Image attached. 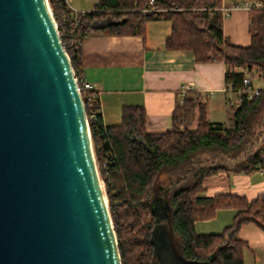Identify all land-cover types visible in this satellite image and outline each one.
Instances as JSON below:
<instances>
[{"label": "trees", "instance_id": "trees-1", "mask_svg": "<svg viewBox=\"0 0 264 264\" xmlns=\"http://www.w3.org/2000/svg\"><path fill=\"white\" fill-rule=\"evenodd\" d=\"M47 1L77 78L87 34H143L146 21L162 18L171 22L165 48L190 50L196 62H222L226 87L242 86L236 67H256L264 80V6L251 9L250 44L237 46L223 35L221 11L214 9L221 0H99L76 24L64 17V0ZM80 92L122 264L152 260L151 199L161 178L171 187L170 226L178 254L189 264H243L245 243L237 233L251 222L264 228V193L253 201L200 193L206 175L264 170V86L250 100L242 96L225 127L209 120L204 100L184 96L181 112L173 113L172 126L161 133L146 131L139 105L123 106L121 122L105 126L97 93L81 86ZM220 208L238 209L232 223L219 234L197 235L194 221L212 218Z\"/></svg>", "mask_w": 264, "mask_h": 264}, {"label": "water", "instance_id": "water-1", "mask_svg": "<svg viewBox=\"0 0 264 264\" xmlns=\"http://www.w3.org/2000/svg\"><path fill=\"white\" fill-rule=\"evenodd\" d=\"M164 211L152 208L150 264H189ZM0 264H122L47 0H0Z\"/></svg>", "mask_w": 264, "mask_h": 264}, {"label": "crops", "instance_id": "crops-1", "mask_svg": "<svg viewBox=\"0 0 264 264\" xmlns=\"http://www.w3.org/2000/svg\"><path fill=\"white\" fill-rule=\"evenodd\" d=\"M98 1L69 0V3L88 12ZM256 1L260 0H221L220 7L227 12L222 17V31L231 44H250L251 9L256 7L245 3ZM170 32L171 22L158 18L146 21L143 34L89 33L83 38L81 69L97 93L105 126L121 122L123 106L139 105L146 112V131L164 132L172 126L173 113L181 112L184 96L204 100L211 122L224 127L231 124L230 116L239 102L234 92L226 90L225 65L196 62L190 50L166 49L164 44ZM258 77L264 86L263 78L259 74ZM181 86L186 88L184 95ZM202 187L200 195L204 197L229 194L253 201L264 193V170L218 171L204 176ZM237 212L236 208L217 209L212 218L195 220L194 231L197 235L219 234L232 223ZM237 237L245 243L243 264H264V228L246 223Z\"/></svg>", "mask_w": 264, "mask_h": 264}, {"label": "built area", "instance_id": "built-area-1", "mask_svg": "<svg viewBox=\"0 0 264 264\" xmlns=\"http://www.w3.org/2000/svg\"><path fill=\"white\" fill-rule=\"evenodd\" d=\"M149 3L152 4L153 1L150 0ZM245 4L247 6H249V7L260 8V7L264 6V1L260 0V1H256V2H253V3L246 2ZM62 6L68 10V13H66V15L64 17L67 18V20L72 21L73 24L78 23V21L80 19V16L84 13V11H81V10H78L76 8H73L70 5L69 0H64V3H63ZM218 9L221 11L222 17L226 15L227 12H226L224 7H218ZM143 11H146V9H143ZM54 22H55V24L57 26V23H56L55 20H54ZM58 32H59V36H60V40L62 42V45H63V47L65 49V43L61 39V33H60L59 30H58ZM257 71L258 70L254 69V68L247 69V68L243 67V69L241 71V73L243 74L242 86L238 87V88H233L231 86L230 87H226L227 91L234 92L236 94L237 101L239 103H240V100H241L242 96H245L246 99L250 100L253 97L257 96L259 94V92L262 90L263 86H258V85H255L253 83V78H254L253 72L255 73V76H257L258 75ZM75 80L77 82V87H78L79 90H80V86L82 87V89H84L86 91L93 90V86H92L91 82L86 80L83 74L79 78H77V76H75ZM180 91H181V95H184L185 92H186L185 86H181ZM91 116H93V114H91L90 117ZM86 118H87V115H86ZM87 124H88V118H87ZM88 129H89V127H88ZM89 133H90V131H89ZM94 158H95V156H94ZM95 163H96V160H95ZM96 167H97V163H96ZM100 181H101V184H103V181L101 180V178H100Z\"/></svg>", "mask_w": 264, "mask_h": 264}, {"label": "flooded vegetation", "instance_id": "flooded-vegetation-1", "mask_svg": "<svg viewBox=\"0 0 264 264\" xmlns=\"http://www.w3.org/2000/svg\"><path fill=\"white\" fill-rule=\"evenodd\" d=\"M171 189L169 182H164V184L156 183L154 193L151 199L152 208L158 214H161L163 210V206H166L165 213L168 214V222L170 223V214L171 208L169 205V190ZM156 215L153 214V226L155 224ZM171 241L174 246L173 236H171ZM175 247V246H174Z\"/></svg>", "mask_w": 264, "mask_h": 264}, {"label": "rangeland", "instance_id": "rangeland-1", "mask_svg": "<svg viewBox=\"0 0 264 264\" xmlns=\"http://www.w3.org/2000/svg\"><path fill=\"white\" fill-rule=\"evenodd\" d=\"M253 3V2H252ZM218 7H220V3L218 4V5H216L215 7H214V9H218ZM209 9H211V8H209ZM253 74H254V78H253V83L255 84V85H258V86H261V82L259 81V77H258V75L257 76H255V73L253 72ZM258 74V73H257ZM211 120H213V118L211 119ZM224 127V126H223ZM222 127V128H223ZM183 128V126L181 125L180 126V129H182ZM264 129V128H263ZM172 171V170H171ZM177 172V170H173L171 173H176ZM164 179H160L159 181H158V183H160V184H164ZM103 185V184H102ZM103 189H104V187H103ZM106 202H107V198H106Z\"/></svg>", "mask_w": 264, "mask_h": 264}]
</instances>
